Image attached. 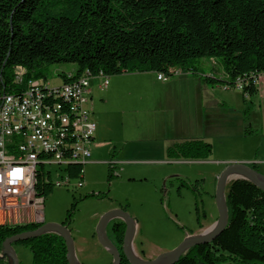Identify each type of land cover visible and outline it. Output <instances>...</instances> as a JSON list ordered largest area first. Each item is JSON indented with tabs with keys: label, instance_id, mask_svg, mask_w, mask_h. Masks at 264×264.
I'll return each instance as SVG.
<instances>
[{
	"label": "rangeland",
	"instance_id": "obj_1",
	"mask_svg": "<svg viewBox=\"0 0 264 264\" xmlns=\"http://www.w3.org/2000/svg\"><path fill=\"white\" fill-rule=\"evenodd\" d=\"M214 60L202 58L198 73L173 68L168 82H159L152 71L109 76V91L94 92L96 133L101 131L104 145L96 150L97 162L84 165V186L76 187L78 177L67 186L52 184L41 208L5 214L0 222L39 221V216L44 222L62 223L68 218L83 264L111 263L95 231L100 217L116 207L124 208L139 225L133 248L143 259H153L188 235L213 226L218 218L217 182L225 167L247 163L264 175V79L256 96L244 95L239 86L225 87L209 79L212 73L226 76L221 60ZM76 67L51 64L45 75L58 84L61 73ZM205 88L214 89L221 103L214 101L211 122L202 125L196 106ZM178 118L183 122L175 124ZM175 144L182 145V154L171 156L168 149ZM57 180L53 175L52 181ZM14 248L21 264H32L29 246L16 243Z\"/></svg>",
	"mask_w": 264,
	"mask_h": 264
},
{
	"label": "trees",
	"instance_id": "obj_2",
	"mask_svg": "<svg viewBox=\"0 0 264 264\" xmlns=\"http://www.w3.org/2000/svg\"><path fill=\"white\" fill-rule=\"evenodd\" d=\"M206 57L219 58L226 75L212 73L209 79L225 86L244 80L243 94L255 96L254 78L264 73V0H0V97L12 88L14 71L27 74V81L46 78L51 64L74 63L75 76L102 70L108 77L147 71L168 77L176 67L198 73ZM168 154L181 155L182 145L169 147ZM69 168L77 178L83 165ZM50 187H41L39 195L45 197ZM225 194V230L174 264H264V191L235 179ZM67 220L62 223L69 226ZM43 222L0 223V254L7 237ZM109 225L121 250L125 222ZM16 243L29 246L32 264H69L57 233ZM0 264L9 259L0 257ZM122 264H130L124 255Z\"/></svg>",
	"mask_w": 264,
	"mask_h": 264
},
{
	"label": "built area",
	"instance_id": "obj_3",
	"mask_svg": "<svg viewBox=\"0 0 264 264\" xmlns=\"http://www.w3.org/2000/svg\"><path fill=\"white\" fill-rule=\"evenodd\" d=\"M104 71L81 72L68 86L49 79L25 85L27 74L14 71L13 86L0 97V216L41 208L43 186L70 185L71 165L88 163L96 131L92 108V80ZM160 80H167L158 78ZM264 79L256 74L254 83ZM234 86L243 89L244 80ZM227 87V86H225ZM57 174L59 180L52 181ZM66 175V176H65ZM76 187L84 186L83 170ZM6 214V217H5ZM1 223V222H0ZM8 223V222H7Z\"/></svg>",
	"mask_w": 264,
	"mask_h": 264
},
{
	"label": "water",
	"instance_id": "obj_4",
	"mask_svg": "<svg viewBox=\"0 0 264 264\" xmlns=\"http://www.w3.org/2000/svg\"><path fill=\"white\" fill-rule=\"evenodd\" d=\"M236 173L240 176L233 177ZM235 179H247L254 185L264 191V175L247 163H231L221 172L216 188V205L218 218L213 224V228L207 234H192L183 239L172 250L162 252L153 259H143L133 253V240L136 231L134 218L122 207H116L106 211L99 219L96 226V236L99 243L111 254L112 261L110 264H122L123 255L130 264H174L180 256L189 248L213 242L225 230L228 224V206L226 202V185ZM115 219H121L125 222V232L123 242L120 248L114 243L108 234V225ZM54 232L61 235L67 247V259L69 264H82L75 249L74 238L69 226L57 222H43L38 228L27 230L7 237L3 242V250L0 257L6 256L10 264H20L14 243L18 241L36 238L42 234Z\"/></svg>",
	"mask_w": 264,
	"mask_h": 264
},
{
	"label": "crops",
	"instance_id": "obj_5",
	"mask_svg": "<svg viewBox=\"0 0 264 264\" xmlns=\"http://www.w3.org/2000/svg\"><path fill=\"white\" fill-rule=\"evenodd\" d=\"M213 59V61H216V60H214V58H212ZM212 71V70H211ZM211 76V75H210ZM157 80L160 82V81H166V82H168L167 80H160V79H158V75H157ZM188 80L189 81H193V79H190V78H188ZM99 82H100V80H99ZM99 82H92L91 84V86H92V93H91V98H92V107H93V105H94V92L97 90V89H100L99 88ZM165 82V83H166ZM109 85H110V83H109ZM108 85V86H109ZM167 85V84H166ZM108 86H107V89H108ZM216 86H221V85H216ZM258 86V85H257ZM207 87V86H206ZM106 89V88H105ZM105 89H103V90H101V91H106L107 92V89L105 90ZM206 89V88H205ZM108 91H109V89H108ZM208 92H210L209 90H208V88L206 89V90H204V93L202 92V94H201V97L198 99L199 101L197 102V106H196V108H197V116H196V119L199 121V123H201L202 125H204V124H209V122H211V119H212V115H213V113H210V111H212V107H213V105H214V101H216V104H220L221 102L219 101V100H215V97H216V95H214V89L212 90V92H210V93H208ZM260 92V88H259V86H258V93ZM257 93V94H258ZM256 94V95H257ZM214 95V96H213ZM255 95V96H256ZM226 99H227V101L229 102V101H233V100H230V99H228L227 97H225ZM93 119H94V122H95V114H94V110H93ZM196 121V120H195ZM183 122V120H180L179 118L178 119H176L175 120V124L177 123V124H180V123H182ZM175 128H177V126H175ZM96 129H97V126H96ZM97 132V130L95 131V134H94V138H93V143H92V157H91V159H90V161H89V163H96L97 162V160L94 158L95 157V153L97 152L96 150L99 148V147H101V146H103L104 145V142L103 141H99V138H101V131L99 130L98 131V133H96ZM36 220H39V221H41L42 220V218H40L39 216L36 218ZM135 225H136V230L137 229H139V225L136 223V221H135ZM95 234H96V232H95ZM80 250L83 252V250H82V248L80 247ZM152 259V258H151ZM84 261V263H86L85 262V259H83ZM83 264V263H82Z\"/></svg>",
	"mask_w": 264,
	"mask_h": 264
},
{
	"label": "bare ground",
	"instance_id": "obj_6",
	"mask_svg": "<svg viewBox=\"0 0 264 264\" xmlns=\"http://www.w3.org/2000/svg\"><path fill=\"white\" fill-rule=\"evenodd\" d=\"M84 72H90V70H85ZM63 74L66 76L65 78L62 77L60 79V82L58 84H55V86H68V84H70L71 80L74 79L75 76V71H68V72H63ZM94 78H98L100 80V82H103V75H94ZM158 78H163L166 79V77L163 74H158ZM42 78H31L27 81H25V85H32V82L41 80ZM43 79H47V78H43ZM104 82H109V78L107 75L104 74ZM240 176L239 173H236L233 177H238ZM213 226L208 227L206 229H204L202 231V233L200 234H207L208 232H210L212 230ZM133 253L136 254L133 250Z\"/></svg>",
	"mask_w": 264,
	"mask_h": 264
}]
</instances>
